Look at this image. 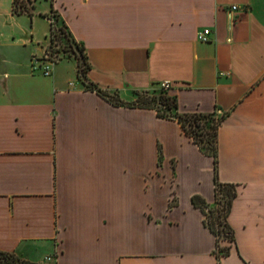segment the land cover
I'll return each instance as SVG.
<instances>
[{"label":"crops","instance_id":"1","mask_svg":"<svg viewBox=\"0 0 264 264\" xmlns=\"http://www.w3.org/2000/svg\"><path fill=\"white\" fill-rule=\"evenodd\" d=\"M26 4L15 14L0 0V250L36 264H264V0ZM52 12L107 96L78 80L74 57L50 76L32 68ZM163 82L178 113L226 114L216 174L236 189L228 255L216 257L192 202L214 200L213 157L175 118L132 102Z\"/></svg>","mask_w":264,"mask_h":264},{"label":"trees","instance_id":"2","mask_svg":"<svg viewBox=\"0 0 264 264\" xmlns=\"http://www.w3.org/2000/svg\"><path fill=\"white\" fill-rule=\"evenodd\" d=\"M27 0H13V13L20 14L28 11ZM48 42L57 62L61 60L62 53H70L77 62V78L85 87L96 90L98 93L107 96L97 85L87 79L86 73L90 69L87 55L82 43L77 42L72 36L66 23L59 15L52 12L49 17ZM157 96H152L149 102L137 103L140 106L153 108L156 114L162 118H175L184 133L189 136L199 149L213 157L215 169L214 200L212 203L205 202L198 195L192 197V202L204 213V223L216 236L217 258L229 254L230 247L234 244V233L227 221L232 200L236 195L233 184L222 183L217 178V130L226 114L217 116L216 112L210 113H178L177 100L174 95L168 94L160 88ZM147 93V92H146ZM140 94L138 93V97ZM221 240H226L230 245H220ZM0 264H36L20 258L13 252L0 250Z\"/></svg>","mask_w":264,"mask_h":264},{"label":"built area","instance_id":"3","mask_svg":"<svg viewBox=\"0 0 264 264\" xmlns=\"http://www.w3.org/2000/svg\"><path fill=\"white\" fill-rule=\"evenodd\" d=\"M230 11H236L238 10L237 5H230L229 6ZM49 22L52 20L49 19ZM211 33V30L209 28H204L197 34V39L202 42H207L209 40V35ZM57 63V57L56 54H54L50 48L49 42L45 45L43 49V53L41 57H34L32 68L33 69H39L41 70L43 75L50 76L53 73V69L55 64ZM170 83L169 82H163L161 83L158 88L168 91L170 89ZM47 260H50L51 257H46Z\"/></svg>","mask_w":264,"mask_h":264},{"label":"rangeland","instance_id":"4","mask_svg":"<svg viewBox=\"0 0 264 264\" xmlns=\"http://www.w3.org/2000/svg\"><path fill=\"white\" fill-rule=\"evenodd\" d=\"M73 57L70 53H62L61 54V60L64 58H71ZM159 94V89L158 87H154L151 90L147 91V93H140V96L135 98L134 101L135 103H140L143 101L149 102L152 96H157Z\"/></svg>","mask_w":264,"mask_h":264}]
</instances>
